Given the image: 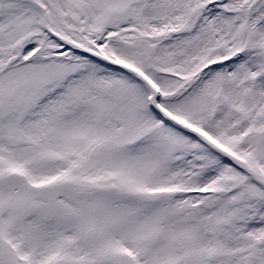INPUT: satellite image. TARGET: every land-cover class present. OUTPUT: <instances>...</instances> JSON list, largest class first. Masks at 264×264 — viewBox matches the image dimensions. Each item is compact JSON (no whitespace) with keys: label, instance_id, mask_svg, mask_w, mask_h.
Masks as SVG:
<instances>
[{"label":"snow or ice","instance_id":"1","mask_svg":"<svg viewBox=\"0 0 264 264\" xmlns=\"http://www.w3.org/2000/svg\"><path fill=\"white\" fill-rule=\"evenodd\" d=\"M0 264H264V0H0Z\"/></svg>","mask_w":264,"mask_h":264}]
</instances>
